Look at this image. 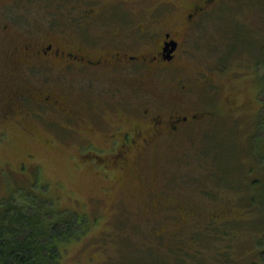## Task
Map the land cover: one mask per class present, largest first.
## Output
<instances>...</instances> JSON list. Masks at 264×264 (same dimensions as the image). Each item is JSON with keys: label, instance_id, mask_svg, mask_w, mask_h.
I'll use <instances>...</instances> for the list:
<instances>
[{"label": "rangeland", "instance_id": "374dc122", "mask_svg": "<svg viewBox=\"0 0 264 264\" xmlns=\"http://www.w3.org/2000/svg\"><path fill=\"white\" fill-rule=\"evenodd\" d=\"M181 1L124 0V18L131 21L142 17H162L167 5L178 7ZM29 12L30 10H27V14ZM166 13L163 18L167 16V19L178 22L182 10L170 13L167 10ZM201 17L200 25L199 22L197 26L195 25L196 30L192 31V27L188 29L189 34L183 39L178 58L182 71L177 77L185 78L187 84L192 83L193 87L198 89L197 94L193 93V107L205 106L210 112L214 111V114L206 113L201 119H205L202 123L189 126L190 136L171 139L174 152L158 154L156 160L150 153H145L140 158L143 166L141 180L142 183H146L144 185H147L155 177L153 175L158 174L163 168L166 175L167 169L178 170L177 183L182 181L181 169L182 173L187 172L185 177L190 180V184L181 187L180 190L183 192L180 199L190 201L202 196L200 191L197 192L201 190V186L208 188L209 191L216 190L218 195L222 194L220 196H228L221 187L215 185L218 175H214V170L220 168L221 171L227 162L240 161L243 157L244 162L245 159L250 161L249 166L254 165L256 171L257 163L253 162V159L259 156L255 149L264 156V134L261 131L262 124H258L257 118L260 103L256 73L253 67H246L245 60L231 58L230 62H226L224 58V52L225 54L227 52L228 56L232 53L231 49L226 50L225 46L227 34L232 37L230 31L233 26H241L248 30L250 38L259 36L258 31L264 34V8L251 2L240 6L237 0H226ZM3 20L0 17V27L4 23ZM256 39L261 41V38ZM0 62L2 64V59ZM210 77L215 80L214 85L217 87L210 86L211 81H208ZM160 79L162 84L159 88L175 82L168 76H161ZM165 80L166 83H163ZM19 81L15 74L1 67L0 201L5 202L9 197L20 196L22 193L35 194L48 199L46 204L52 206L56 212L66 213L67 216L84 217L87 228L79 240L67 246L68 250L62 261L64 264H176L174 257L161 254L166 249L157 241L154 242V232L149 229V225L143 223L145 222L143 216L137 215L142 204L133 196L134 193H131L135 187V177L127 178L124 183L119 158L109 152L112 142L109 138L114 137L103 136L98 132L112 124L109 119L118 118L120 108L116 112L113 109L108 110L104 122L96 124L84 120L77 123L75 119H65L60 113L53 114L52 108L44 103L43 95L47 91V86L36 82L40 86L27 90L41 100V104H26L27 108L30 107L38 113L34 114L36 122L28 119L29 126L35 129L34 133L19 125L15 119L19 116L11 107L13 100L10 97L14 96L16 99V95L10 83ZM81 83V90L85 92L92 85L84 76ZM94 83L98 87L105 86L109 89L121 86V81L114 78L110 86L101 81ZM162 95L163 93L160 97ZM117 99L120 100V96L113 97V102H117ZM48 112L52 114L49 115ZM12 114H15V117ZM13 123H17L16 127ZM221 142L224 143V149H221ZM216 149L223 150V155ZM138 154L139 152L134 151L129 156ZM106 161L109 162L108 168ZM136 171L138 173V170ZM115 178H118V183H114ZM122 191L124 199L120 200ZM203 196L207 198L206 194ZM239 196L237 192H230L228 201L237 209L233 212L229 208L223 217L237 218L234 229L230 227L224 229L233 232L236 241L241 234L247 236L254 230L251 221L258 213L255 209L250 211L246 205H242ZM215 199L222 198L212 197L210 201L205 202L210 203ZM127 214L132 218L126 216ZM199 237V240L204 241L206 233H199ZM220 242L214 239L210 246L200 249L198 261L185 260V264L223 262V258H216ZM230 257L232 259L230 264H234L236 256Z\"/></svg>", "mask_w": 264, "mask_h": 264}, {"label": "flooded vegetation", "instance_id": "af4514ba", "mask_svg": "<svg viewBox=\"0 0 264 264\" xmlns=\"http://www.w3.org/2000/svg\"><path fill=\"white\" fill-rule=\"evenodd\" d=\"M222 1L189 0L185 18L173 22L163 18L167 10L177 12L171 4L162 17L130 21L124 18V0H0L4 19L0 69L5 67L20 79L10 83L16 95L10 97L11 107L19 116L15 119L35 133L28 119L36 122L38 113L26 104H41V100L27 89L40 84L47 86L44 103L53 114L77 123L104 122L108 110L120 108L118 118L109 119L112 124L98 132L114 137L109 138V152L119 158L121 171L136 173L141 155L161 148L160 144L181 136L189 126L202 123L204 114L212 113L205 106L193 107L198 89L177 77L182 71L178 58L193 21ZM83 76L92 84L86 92L80 87ZM161 76L175 82L159 88ZM113 78L121 86L109 89L93 84L101 81L110 86ZM208 81L210 86L215 84L212 78ZM116 96L120 100L114 103ZM134 151L139 154L130 157Z\"/></svg>", "mask_w": 264, "mask_h": 264}, {"label": "trees", "instance_id": "16d2710c", "mask_svg": "<svg viewBox=\"0 0 264 264\" xmlns=\"http://www.w3.org/2000/svg\"><path fill=\"white\" fill-rule=\"evenodd\" d=\"M237 1L240 6L251 2L264 8V1L261 0ZM189 4V0H182L177 7V11L182 10L181 21L187 11L184 8L190 7ZM208 10L210 8L201 12L198 19L193 21L192 31L196 30L198 22L200 25L201 16L208 13ZM230 32L232 37L227 34L225 49H231L232 53L228 56L227 52L226 54L224 52V58L226 62H230L231 58H240L245 60L246 67H253L259 89L260 110L257 118L258 124H262L261 131L264 134V34L258 31L259 36L250 38L249 31L241 26H233ZM256 37L261 38V41ZM213 114L214 111L209 115ZM258 129L260 130L259 125ZM190 133L191 128L189 134L187 129L180 135L185 137L190 136ZM166 142L168 143L160 144L161 148L154 147L151 150L150 154L154 160L158 154L174 152L172 142ZM221 144V149H224V143ZM218 150L223 155V150L216 149ZM255 151L259 156V159L256 157L253 159V162L257 163L256 171L254 165L249 166L250 161L245 159L244 162L243 157L240 159L241 162L238 160L227 162L221 171L220 168L214 170V175H218L215 185L221 187L228 196H220L222 194L218 195L216 190L209 191L208 188L201 186V190L197 192L200 191L202 196L206 194L207 198L200 196L194 201L180 199L183 192L180 190L181 187L190 184V180L185 177L187 172L182 173L183 169L180 172L182 181L179 183L176 181L178 170L167 169L166 175L163 168L158 174L153 175L155 177L147 185L141 180L142 165L136 168L138 173L134 175L124 173V183L127 178L135 177V187L131 193H134L133 196L142 204L137 215L143 216L145 221L143 223L149 225V229L154 232V242L157 241L166 249L162 255L174 257L176 264H185V260L190 259L198 261L200 249L210 246L211 242L217 239L221 242L216 258L221 257L225 261L218 264H230L232 262L230 255L236 256L234 264H264V156L258 149ZM106 162L107 165L109 162ZM156 165L155 163L158 169ZM117 179H114V183L119 182ZM232 191L240 195L242 205H246L250 211L255 209L259 213L251 221L254 230L247 235L248 237L241 234L238 241L233 232L224 230L227 227L234 229L237 224V218L223 219L227 211L231 209L234 212L237 209L228 201ZM122 193L120 200L124 199V192ZM218 196L222 199L208 202L212 197ZM206 200L208 201L205 202ZM47 202L48 199L24 193L20 196L13 195L5 202L0 201V264H64L62 261L68 250L67 246L80 239L87 228V221L84 217L67 216L66 213L56 212L52 206L46 204ZM236 211L240 213L239 210ZM131 213L133 214L132 211ZM128 217L132 218L130 215ZM199 233H206L204 241L199 240Z\"/></svg>", "mask_w": 264, "mask_h": 264}]
</instances>
